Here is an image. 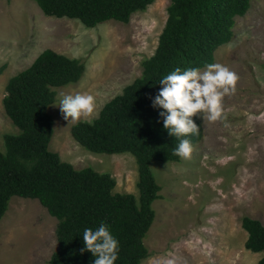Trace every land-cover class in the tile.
Segmentation results:
<instances>
[{
	"label": "rangeland",
	"instance_id": "rangeland-1",
	"mask_svg": "<svg viewBox=\"0 0 264 264\" xmlns=\"http://www.w3.org/2000/svg\"><path fill=\"white\" fill-rule=\"evenodd\" d=\"M169 1L154 0L128 22L85 26L77 18L43 13L35 0H0V149L5 133L19 130L1 101L7 79L52 48L80 58L85 68L77 81L53 87L49 149L76 168L110 172L113 191L137 195L134 155L88 150L74 139L73 122L58 105L62 94L86 92L95 96L98 113L139 76L141 61L156 47ZM232 30L231 39L214 50V63L239 76L235 93L223 99L222 118L204 121L198 113L203 134L191 144L190 157L150 164L161 189L143 238L149 254L139 264H257L264 254L244 246L247 231L241 226L242 215L264 223V0H250ZM56 222L37 198L12 195L0 217V264H44L58 246Z\"/></svg>",
	"mask_w": 264,
	"mask_h": 264
},
{
	"label": "trees",
	"instance_id": "trees-1",
	"mask_svg": "<svg viewBox=\"0 0 264 264\" xmlns=\"http://www.w3.org/2000/svg\"><path fill=\"white\" fill-rule=\"evenodd\" d=\"M43 13L77 18L85 26L107 19L128 22L136 10L154 0H35ZM250 0H170L166 19L152 54L141 61V73L121 92L106 100L91 119L73 123L70 132L82 146L94 152H130L135 157L138 194L113 191L115 178L108 171L87 165L76 168L48 147L55 101V86L77 81L85 64L46 47L5 83L3 109L18 132L5 133L0 149V217L12 195L37 198L57 218L58 246L44 264H94L96 257L83 251L85 228L101 224L119 242L114 264H139L149 254L143 238L154 218L152 201L161 185L152 169L153 160L177 161L173 152L180 139L200 140L203 128L198 113L191 117L198 134L176 138L164 128L162 108L152 101L162 88L160 80L180 68H202L214 63V50L229 41L235 16L243 15ZM247 231L244 246L264 250V223L241 216ZM209 264H214L213 262ZM264 264V254L257 260Z\"/></svg>",
	"mask_w": 264,
	"mask_h": 264
},
{
	"label": "clouds",
	"instance_id": "clouds-1",
	"mask_svg": "<svg viewBox=\"0 0 264 264\" xmlns=\"http://www.w3.org/2000/svg\"><path fill=\"white\" fill-rule=\"evenodd\" d=\"M238 80V74L221 63L207 64L203 71L191 68L182 72L176 68L160 80L162 88L153 99L152 106L165 110L159 115L163 117L164 128L170 136L180 138L198 134L200 129L191 117L202 113L204 121L220 120L223 115V99L235 93ZM58 106L64 119L73 123L82 118L91 123L89 118L98 115L95 96L86 92L62 94ZM191 152V141L180 139L173 154L188 159ZM83 241L85 249H81V252H92L96 257L94 264H114L118 259L119 242L106 225L101 224L95 231L85 228Z\"/></svg>",
	"mask_w": 264,
	"mask_h": 264
}]
</instances>
